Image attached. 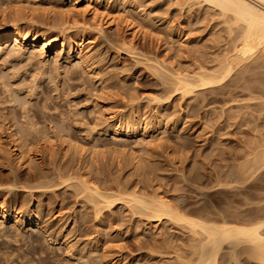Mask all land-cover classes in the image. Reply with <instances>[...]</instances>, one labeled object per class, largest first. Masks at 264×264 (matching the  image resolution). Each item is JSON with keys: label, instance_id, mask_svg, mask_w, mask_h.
<instances>
[{"label": "rangeland", "instance_id": "obj_1", "mask_svg": "<svg viewBox=\"0 0 264 264\" xmlns=\"http://www.w3.org/2000/svg\"><path fill=\"white\" fill-rule=\"evenodd\" d=\"M27 4L38 10L18 11ZM222 11L206 0H0V32L58 44L0 42V208L21 213L19 226L0 220V264L194 262L202 231L152 219L135 194L203 220H264V49L225 73L245 25ZM162 68L219 80L183 94ZM80 179L115 201L100 204ZM246 246L237 261L224 245L218 264H264Z\"/></svg>", "mask_w": 264, "mask_h": 264}, {"label": "bare ground", "instance_id": "obj_2", "mask_svg": "<svg viewBox=\"0 0 264 264\" xmlns=\"http://www.w3.org/2000/svg\"><path fill=\"white\" fill-rule=\"evenodd\" d=\"M206 1L210 2V4L212 3L219 6L223 10L222 11L223 13L225 11H227V13L228 11L232 12L235 18L238 21L240 20V22L243 21L245 25L244 33L242 32L243 35L242 39L240 37L241 39L240 45H238L235 48L234 53H232V55L227 57V60L225 59L226 63L225 62H224L225 64L223 63L224 64L223 71L225 73H228L233 69L234 66H236L241 61H245V59L247 60L248 57L254 54L258 49L260 50L261 48L264 49V4H261L260 0H206ZM28 5L29 4L24 5L22 8L18 9V11L20 10L26 14L31 15L38 10L36 6L34 7V5L33 6L32 5L28 6ZM91 10L95 16H98V11L95 7H91ZM113 20L115 21L117 19L115 18ZM106 23H108V20L105 21V24ZM97 30L99 33H104L105 31L104 25L100 24L97 27ZM9 41H14L16 46L18 47L28 45L33 48H36L39 46L40 50L43 52L46 49L58 46V44H52L51 41H49L48 39L40 40L39 36L35 33L34 34L25 33L22 29H20L19 26L9 31L0 32V42H9ZM78 43L82 44L81 41H79ZM77 50H78L77 54H79L81 60L87 58V55L83 52V49L80 46H78ZM135 56H139V54ZM142 56L145 59L144 61L149 63V65L147 66L156 67L158 69L159 67H163V63H161V60H159L158 58L152 59L149 58V56L147 55L145 56L142 55ZM144 61L142 60L141 62ZM163 69L164 68H162V70ZM164 70H166V72H171L169 74L166 73L165 71H162L165 72L164 75L169 74L168 76L172 78L171 79L172 82L174 81L173 83L175 84L174 86L176 90H180L183 94L185 92L188 93L190 91H193V89L195 88L205 89L212 87V85H214L219 80V79L216 80L217 77L214 76V74L212 75L209 74L208 72L207 73L200 72L194 76V75H190V73L181 74L176 70L174 71L173 69H172L173 71L167 69ZM167 98H169V95L166 96V99ZM13 149L15 150V154L17 156H19L20 154L21 158L22 157L25 158L26 154L23 153V151H19V147L16 144L14 145ZM81 179L80 182L83 185L82 188L92 193L93 196H95L98 199V202L100 204L107 203L110 205L113 203V201H115L113 199L115 198L114 197L115 193L112 194L111 192L110 193L102 192L91 181L90 183L87 182L86 180H81ZM130 200L133 201L136 205H138L140 210H143L147 214H149V216H151L152 219L160 220L162 217H166V216L169 218L172 217L182 220V222L184 221L188 223V225L192 227L194 230L199 229L200 231H202V234H204V240L201 241V244L198 247L199 250H197L198 254L195 261L193 260L194 262L191 263L189 261L190 264H218V257L221 251L224 249V245L226 244L231 246V251H233L232 256L236 260L238 259L237 256L239 255V254L236 255L237 253L236 248L237 249L241 248L240 245L243 244H247L248 246L250 245V248L247 246L246 247L250 249L251 253L254 256H257L258 258L260 257V259L264 258V232L261 231L264 228V220L256 221L252 224H247V223L241 224V223L222 221V220L208 221L182 214L181 212L174 209L173 206H171L163 198H159V199L146 198V196L143 197L135 194L131 197ZM20 216L21 213L19 211L13 210L11 213H9L7 209L3 205H1L0 220L2 223H4L8 218H11L13 220V224L19 226L21 222ZM29 224L32 226L34 225L39 226L40 222L38 216L34 215L33 217H31L29 220Z\"/></svg>", "mask_w": 264, "mask_h": 264}, {"label": "snow or ice", "instance_id": "obj_3", "mask_svg": "<svg viewBox=\"0 0 264 264\" xmlns=\"http://www.w3.org/2000/svg\"><path fill=\"white\" fill-rule=\"evenodd\" d=\"M261 4H264V0H260Z\"/></svg>", "mask_w": 264, "mask_h": 264}]
</instances>
